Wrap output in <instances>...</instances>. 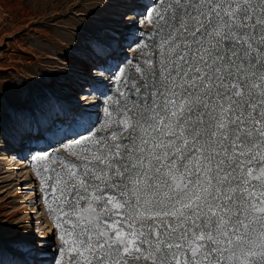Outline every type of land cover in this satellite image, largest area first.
I'll use <instances>...</instances> for the list:
<instances>
[{
  "label": "snow or ice",
  "instance_id": "snow-or-ice-1",
  "mask_svg": "<svg viewBox=\"0 0 264 264\" xmlns=\"http://www.w3.org/2000/svg\"><path fill=\"white\" fill-rule=\"evenodd\" d=\"M155 2L101 134L37 158L57 264H264V0Z\"/></svg>",
  "mask_w": 264,
  "mask_h": 264
},
{
  "label": "rangeland",
  "instance_id": "rangeland-1",
  "mask_svg": "<svg viewBox=\"0 0 264 264\" xmlns=\"http://www.w3.org/2000/svg\"><path fill=\"white\" fill-rule=\"evenodd\" d=\"M158 8L155 0H0V264H57L61 232L40 174L49 165L37 158L74 159L70 146L101 134L124 78L153 49ZM30 205L43 231L51 227L47 236L36 235Z\"/></svg>",
  "mask_w": 264,
  "mask_h": 264
},
{
  "label": "bare ground",
  "instance_id": "bare-ground-1",
  "mask_svg": "<svg viewBox=\"0 0 264 264\" xmlns=\"http://www.w3.org/2000/svg\"><path fill=\"white\" fill-rule=\"evenodd\" d=\"M83 75H85V76H87L88 74H89V65H86L85 66V68H84V70H83V73H82ZM11 164V163H10ZM13 164V163H12ZM15 164H17V163H15ZM28 172V174H29V171H27ZM28 195H29V193H27ZM26 198V197H25ZM26 205V204H25ZM25 207V206H24ZM29 209V208H28ZM27 208H25V211H27L28 210ZM30 209L31 210H34V213L36 214L35 215V217L37 218V221H38V226H36V228H37V232H35L36 233V235L37 236H39V237H45V236H47L50 232H51V227H49L48 229H46V230H44L43 231V228H42V216H41V212L38 210H36V206H34V205H30ZM33 213V212H32ZM43 215V214H42ZM34 218V216H32V219ZM34 226V225H33ZM33 230H32V228H31V230H30V233L32 232ZM30 233H29V235H30ZM34 233V234H35ZM34 244H37V243H34ZM33 246V244H30L29 246H28V248L27 249H22V250H20L21 252H26L27 250H29V251H33V248H31ZM23 254V253H22ZM26 254V253H25ZM27 254H30V252H28ZM30 257H33V254H30Z\"/></svg>",
  "mask_w": 264,
  "mask_h": 264
}]
</instances>
